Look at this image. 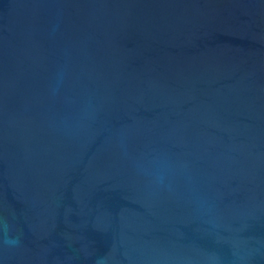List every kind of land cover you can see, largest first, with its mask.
I'll return each mask as SVG.
<instances>
[{
  "label": "water",
  "instance_id": "obj_1",
  "mask_svg": "<svg viewBox=\"0 0 264 264\" xmlns=\"http://www.w3.org/2000/svg\"><path fill=\"white\" fill-rule=\"evenodd\" d=\"M0 264H264V0H0Z\"/></svg>",
  "mask_w": 264,
  "mask_h": 264
}]
</instances>
